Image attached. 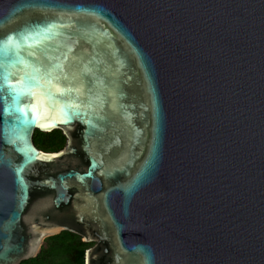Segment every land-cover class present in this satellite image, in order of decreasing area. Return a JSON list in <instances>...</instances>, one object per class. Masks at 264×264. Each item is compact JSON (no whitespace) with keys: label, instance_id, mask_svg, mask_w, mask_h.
I'll return each mask as SVG.
<instances>
[{"label":"water","instance_id":"1","mask_svg":"<svg viewBox=\"0 0 264 264\" xmlns=\"http://www.w3.org/2000/svg\"><path fill=\"white\" fill-rule=\"evenodd\" d=\"M62 230L84 264H264V0H0V264Z\"/></svg>","mask_w":264,"mask_h":264},{"label":"trees","instance_id":"2","mask_svg":"<svg viewBox=\"0 0 264 264\" xmlns=\"http://www.w3.org/2000/svg\"><path fill=\"white\" fill-rule=\"evenodd\" d=\"M34 144L43 151H56L63 147L65 137L59 129L43 132L34 130ZM92 242H84L78 234L62 230L44 238L38 252L20 264H84V253Z\"/></svg>","mask_w":264,"mask_h":264}]
</instances>
